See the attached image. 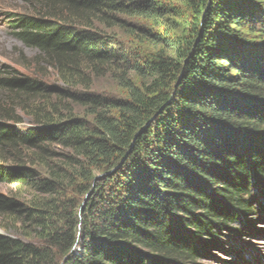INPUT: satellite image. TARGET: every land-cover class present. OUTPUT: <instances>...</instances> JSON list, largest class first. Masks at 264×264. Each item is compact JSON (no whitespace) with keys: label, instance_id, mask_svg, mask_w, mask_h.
Returning a JSON list of instances; mask_svg holds the SVG:
<instances>
[{"label":"trees","instance_id":"trees-1","mask_svg":"<svg viewBox=\"0 0 264 264\" xmlns=\"http://www.w3.org/2000/svg\"><path fill=\"white\" fill-rule=\"evenodd\" d=\"M179 1L180 32L125 21L159 24L163 0H28L13 19L60 86L0 76V264H195L264 214V13ZM104 76L125 97L93 92Z\"/></svg>","mask_w":264,"mask_h":264},{"label":"rangeland","instance_id":"rangeland-1","mask_svg":"<svg viewBox=\"0 0 264 264\" xmlns=\"http://www.w3.org/2000/svg\"><path fill=\"white\" fill-rule=\"evenodd\" d=\"M163 1L169 11L159 20V24L137 17L125 18V21L157 31L163 29L170 32L182 31L189 11L187 5L179 0ZM246 1L251 7L264 13V0ZM31 7L32 3L28 0H0V76L4 74V76L16 78H31L47 86H60L51 69L45 68L41 63L31 65L29 59L37 54V50L24 46L11 34L13 19L20 14H31ZM99 28L114 36L130 52L147 56L152 51L150 43L143 35L138 37L120 27L101 26ZM262 33V31L255 32L253 36L262 35ZM246 34L249 36L248 33ZM259 35L258 37H261ZM258 43L261 45L262 41H258ZM22 60L26 61L25 64L27 63L29 69L20 65ZM4 67L6 72L3 71ZM91 90L96 93L125 97V92L119 89L116 83L107 76L93 79ZM20 118V122L11 123L19 132L35 126L30 116L21 113ZM5 190L6 187L0 183V192ZM233 226L238 231L222 233L219 247L208 250L207 256L195 264H264V214L257 212V214L236 220ZM9 236L12 237V235Z\"/></svg>","mask_w":264,"mask_h":264},{"label":"water","instance_id":"water-1","mask_svg":"<svg viewBox=\"0 0 264 264\" xmlns=\"http://www.w3.org/2000/svg\"><path fill=\"white\" fill-rule=\"evenodd\" d=\"M0 234L1 235H6L1 229H0Z\"/></svg>","mask_w":264,"mask_h":264}]
</instances>
